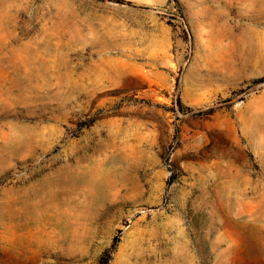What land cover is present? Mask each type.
Wrapping results in <instances>:
<instances>
[{
	"label": "rangeland",
	"instance_id": "rangeland-1",
	"mask_svg": "<svg viewBox=\"0 0 264 264\" xmlns=\"http://www.w3.org/2000/svg\"><path fill=\"white\" fill-rule=\"evenodd\" d=\"M102 263L264 264V0H0V264Z\"/></svg>",
	"mask_w": 264,
	"mask_h": 264
},
{
	"label": "bare ground",
	"instance_id": "bare-ground-1",
	"mask_svg": "<svg viewBox=\"0 0 264 264\" xmlns=\"http://www.w3.org/2000/svg\"><path fill=\"white\" fill-rule=\"evenodd\" d=\"M89 165V164H88ZM83 167V166H82ZM79 168V167H78ZM81 168V167H80ZM83 169V168H82ZM84 170V169H83ZM82 170V171H83ZM97 172L96 168H93L90 171H85L83 172H74L72 174H68L69 176L66 175V178L63 179L64 177H62V182L66 183V182H72L73 184H76L73 188H75L76 186H82L84 185L87 181H89ZM70 173V172H69ZM82 184V185H80Z\"/></svg>",
	"mask_w": 264,
	"mask_h": 264
},
{
	"label": "trees",
	"instance_id": "trees-1",
	"mask_svg": "<svg viewBox=\"0 0 264 264\" xmlns=\"http://www.w3.org/2000/svg\"><path fill=\"white\" fill-rule=\"evenodd\" d=\"M102 264H104V263H102Z\"/></svg>",
	"mask_w": 264,
	"mask_h": 264
}]
</instances>
